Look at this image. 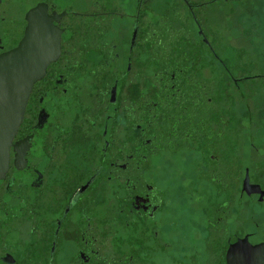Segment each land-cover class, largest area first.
Returning <instances> with one entry per match:
<instances>
[{
  "label": "flooded vegetation",
  "instance_id": "1",
  "mask_svg": "<svg viewBox=\"0 0 264 264\" xmlns=\"http://www.w3.org/2000/svg\"><path fill=\"white\" fill-rule=\"evenodd\" d=\"M13 1L0 53L31 9L59 50L0 178V264L263 263L264 61L240 55V0Z\"/></svg>",
  "mask_w": 264,
  "mask_h": 264
},
{
  "label": "water",
  "instance_id": "2",
  "mask_svg": "<svg viewBox=\"0 0 264 264\" xmlns=\"http://www.w3.org/2000/svg\"><path fill=\"white\" fill-rule=\"evenodd\" d=\"M36 11L27 12V25L18 46L0 53V178L8 168L9 148L23 118L32 85L58 55L59 40L49 41L52 38L48 28L50 22L45 15L39 14L40 10ZM252 247L261 249L264 245ZM253 251L246 255L264 256L263 252ZM237 255V246L230 247L228 264H237Z\"/></svg>",
  "mask_w": 264,
  "mask_h": 264
},
{
  "label": "rangeland",
  "instance_id": "3",
  "mask_svg": "<svg viewBox=\"0 0 264 264\" xmlns=\"http://www.w3.org/2000/svg\"><path fill=\"white\" fill-rule=\"evenodd\" d=\"M25 3L23 5L27 7L29 0ZM18 7L15 1L5 0V23L14 26L23 22ZM240 45V55L264 61V0H240Z\"/></svg>",
  "mask_w": 264,
  "mask_h": 264
}]
</instances>
